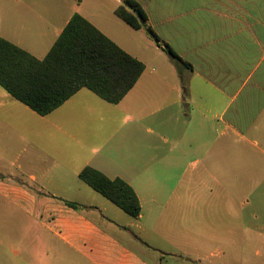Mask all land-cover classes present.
Returning <instances> with one entry per match:
<instances>
[{
  "label": "crops",
  "instance_id": "0c3cea01",
  "mask_svg": "<svg viewBox=\"0 0 264 264\" xmlns=\"http://www.w3.org/2000/svg\"><path fill=\"white\" fill-rule=\"evenodd\" d=\"M136 1L158 44L128 25L153 42L150 49L118 41L125 21L114 10L123 0L103 20L81 0H0V37L38 59L77 13L144 66L118 103L80 88L44 116L0 86L1 208L20 211L0 216V264H152L149 250L159 255L153 264H165L149 231L177 224L179 234L193 232L206 191L215 202L213 236L229 239L235 193L261 191L264 0ZM165 44L190 66L170 57ZM85 166L129 184L140 214L113 204L116 211L88 191L66 193ZM179 238L178 251L166 253L169 264L185 256L200 264L197 249H184ZM244 254L225 248L207 264H264V251L256 250L253 262Z\"/></svg>",
  "mask_w": 264,
  "mask_h": 264
},
{
  "label": "trees",
  "instance_id": "16d2710c",
  "mask_svg": "<svg viewBox=\"0 0 264 264\" xmlns=\"http://www.w3.org/2000/svg\"><path fill=\"white\" fill-rule=\"evenodd\" d=\"M115 14L135 29H144L156 43L159 37L146 24V13L136 0H123ZM163 50L174 60L190 66L168 45ZM141 61L120 48L84 17L75 13L48 50L38 59L0 37V86L15 100L44 116L59 107L80 88L104 101L118 103L143 71ZM185 89V84L182 81ZM78 178L131 217L140 214V203L121 178H109L90 166ZM64 204L80 209L75 202Z\"/></svg>",
  "mask_w": 264,
  "mask_h": 264
},
{
  "label": "rangeland",
  "instance_id": "374dc122",
  "mask_svg": "<svg viewBox=\"0 0 264 264\" xmlns=\"http://www.w3.org/2000/svg\"><path fill=\"white\" fill-rule=\"evenodd\" d=\"M81 4L85 7H87V11L90 13H94L95 16L99 17L100 20L106 19L107 17H111L112 12L111 9L113 5L115 6L116 2L110 1V0H81ZM92 13V14H93ZM125 23V22H124ZM122 26V29L118 31V35L120 40L118 41L120 43L121 40L125 41V43H135L134 45H130L131 48H138L140 45L145 48H151L153 47V42H148L149 40H146L145 38H141L140 35H143L141 31L134 30L131 28L128 24H124ZM124 43V44H125ZM151 43V44H150ZM123 44V43H122ZM137 44V45H136ZM151 45V46H150ZM3 161L0 160V164H2ZM0 173H2L0 171ZM12 176V175H11ZM259 177V176H258ZM258 177H251L252 179H255L254 183L257 184ZM1 178V177H0ZM14 178V177H13ZM19 178V175H18ZM263 179L264 177H261V191L256 190L252 192H236L235 193V203H234V209H235V216L231 218V220H234V224L230 225L229 230V239H217L213 236L214 230L216 227V221L214 218V212L215 208L211 206V204L215 205L214 198L210 201V193L204 191L203 197L204 199H207L205 202L202 210V223L201 224H195L193 225V232H190V229L185 228V230L181 229V234H179L181 225H175V224H161L157 225L156 229H153L150 232V235L148 236L149 241L151 242V246L156 248L157 250H162V254L164 256L165 264H169L172 262L171 258L166 255L167 252L175 250L178 251V240L179 235L181 237L185 236V240L183 241L184 249H197L200 256L203 257V260L200 264H207L209 263V260H215V257L213 255H210L211 252H218L219 255L221 254L222 250L225 248H230L232 251H243L245 260L250 259L252 262L254 261L255 256L254 253L256 250L264 251V190L262 189L263 186ZM3 181H7L8 183H14L15 179H3ZM5 181V182H6ZM252 183V182H251ZM253 185V184H252ZM72 188H69V191L72 192V194L85 196L87 191L91 193L92 195H95L98 199L108 203L112 208H114L116 211L118 208H116L111 202L100 196L98 193L94 192L89 186L86 184H83L81 180L76 178L73 183L70 184ZM64 193V194H66ZM243 195H245L248 199V202L243 206L241 205ZM88 196V195H87ZM3 201V197L0 194V216H17L18 211L15 209L14 206L9 207L6 206L4 208H1V202ZM252 214L255 215V218H252ZM22 215V213H21ZM189 223V221L187 222ZM190 226V225H188ZM232 234V235H230ZM1 236V233H0ZM2 238V236L0 237ZM218 250V251H214ZM150 254H148L149 260L153 263H156L158 261V256L156 252L149 250ZM213 254V253H212ZM153 255V256H152ZM185 261H181V264H192L191 260L192 257H186ZM177 262V261H176ZM176 264V263H172ZM178 264V262H177Z\"/></svg>",
  "mask_w": 264,
  "mask_h": 264
}]
</instances>
